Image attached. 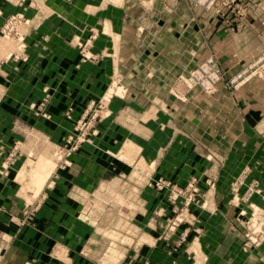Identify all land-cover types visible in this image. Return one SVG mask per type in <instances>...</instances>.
<instances>
[{
    "label": "rangeland",
    "instance_id": "1",
    "mask_svg": "<svg viewBox=\"0 0 264 264\" xmlns=\"http://www.w3.org/2000/svg\"><path fill=\"white\" fill-rule=\"evenodd\" d=\"M134 1L141 10L133 17L142 21L155 0H0L10 132L0 175L16 185L11 197L22 207L10 221L19 235L23 229L10 258L2 247L12 238L0 235V264H176L177 255L206 264L198 237L208 217L226 220L237 253L264 244V210L252 200L264 195L256 181L241 192L245 169L195 139L170 109L123 103L128 86L116 68L117 46L127 39L126 7ZM185 1L227 26L255 8L253 0ZM211 59L220 78L206 91L191 78ZM256 76H264V55L231 77L211 55L170 90L176 98L180 88L212 95L220 84L237 90ZM38 172L46 176L42 186ZM48 200L56 214L39 230L36 217Z\"/></svg>",
    "mask_w": 264,
    "mask_h": 264
},
{
    "label": "crops",
    "instance_id": "2",
    "mask_svg": "<svg viewBox=\"0 0 264 264\" xmlns=\"http://www.w3.org/2000/svg\"><path fill=\"white\" fill-rule=\"evenodd\" d=\"M185 2L155 0L144 9L142 21L133 17L141 10L137 1L127 5L128 36L126 40L118 42L116 61L117 71L122 73L123 81L128 86L123 103L144 112H150L153 107L170 109L176 116V122L192 131L195 139L223 151L220 153L227 155L229 162L237 163L239 171L245 169L241 192L256 181L264 195V76H256L237 90L227 89L220 84L212 95L198 89L185 91L180 88L176 89L179 94V98H176L170 90L178 75L188 73L208 56L216 58L226 77L239 73L253 61L262 58L264 0H253L255 8L247 11L245 19H232L233 24L228 26L213 11L190 10ZM242 2L246 5L248 0ZM139 29H143L140 39L136 36ZM1 83L0 71V162L10 137L8 91ZM15 188L10 178L0 175V235L8 233L12 238L9 245L2 247L5 258L13 257L18 251V243L22 242L23 229H20L19 235L17 226L10 221L14 215H19L22 207L11 197ZM252 200L264 210V196L254 195ZM61 206L63 210L69 208L66 203ZM56 208L48 200L39 210L36 217L39 230L54 218ZM203 226L198 240L202 243L206 264H264V244L248 255L240 248L238 253L232 249L235 233L229 231L226 220L208 217ZM189 238L195 241V233ZM160 254V260L163 257L169 259L162 252ZM216 256L221 260L217 261ZM176 261V264H186L185 258L180 255L176 256ZM165 262L168 264V260Z\"/></svg>",
    "mask_w": 264,
    "mask_h": 264
},
{
    "label": "built area",
    "instance_id": "3",
    "mask_svg": "<svg viewBox=\"0 0 264 264\" xmlns=\"http://www.w3.org/2000/svg\"><path fill=\"white\" fill-rule=\"evenodd\" d=\"M214 0H202L198 1L203 5H210ZM220 74L216 63L211 59L202 65L198 71H196L191 80L195 85H198L202 89L209 91L213 89L214 84L219 80Z\"/></svg>",
    "mask_w": 264,
    "mask_h": 264
},
{
    "label": "bare ground",
    "instance_id": "4",
    "mask_svg": "<svg viewBox=\"0 0 264 264\" xmlns=\"http://www.w3.org/2000/svg\"><path fill=\"white\" fill-rule=\"evenodd\" d=\"M42 165V164H41ZM47 165V164H46ZM43 166V165H42ZM40 167V166H39ZM41 172V171H40ZM40 172L35 173L36 174V178H37V182L39 183L40 186L43 185L44 181H45V175H42Z\"/></svg>",
    "mask_w": 264,
    "mask_h": 264
}]
</instances>
